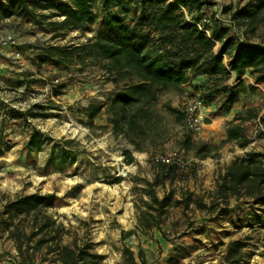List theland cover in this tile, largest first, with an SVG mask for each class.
Listing matches in <instances>:
<instances>
[{
  "label": "rangeland",
  "instance_id": "rangeland-1",
  "mask_svg": "<svg viewBox=\"0 0 264 264\" xmlns=\"http://www.w3.org/2000/svg\"><path fill=\"white\" fill-rule=\"evenodd\" d=\"M249 1L208 0L204 9L208 17L229 26L232 9ZM98 2V18L86 31H51L47 22L60 17L48 10L41 11L47 16L43 25L19 12L0 19V264H61L58 245L100 256L88 255L85 264H124L125 247L137 261L141 250L147 264H264V211L246 195L222 198L216 191L218 178L234 158L248 151L264 152V84L239 92L229 110H218L221 95L204 104V124L197 134L185 130L180 118L186 103L198 97L193 87L183 84L160 91L143 108L146 120L131 132L136 148L126 136L114 134L108 122L105 109L118 86L102 61L41 60L44 47L79 45L96 35L102 28ZM226 6L231 9L224 12ZM242 30L235 27L229 34L239 42L264 44V24L254 33ZM219 49L216 43L214 51ZM224 62L228 63L226 57ZM239 80L254 84V75L248 70L238 80L232 75L227 83L234 86ZM91 103L104 108L87 126L84 110ZM248 110L255 117L243 123L246 140L225 142L202 160L184 149L187 135L219 144L234 115ZM34 128L44 143L29 151L25 144ZM61 150L74 162L58 168ZM124 150L132 153L131 163ZM158 155L171 158L179 169L160 173L154 161ZM122 165L128 168L126 177L115 175ZM153 180L164 207L159 225L148 228L146 221L154 223L153 219H140L139 212L149 198L147 182ZM34 193H53V205L17 216L5 213L9 202ZM47 221L41 233L32 234ZM129 230L133 233L125 237ZM234 241L242 245H231Z\"/></svg>",
  "mask_w": 264,
  "mask_h": 264
},
{
  "label": "trees",
  "instance_id": "trees-1",
  "mask_svg": "<svg viewBox=\"0 0 264 264\" xmlns=\"http://www.w3.org/2000/svg\"><path fill=\"white\" fill-rule=\"evenodd\" d=\"M94 3L95 0H0V19L19 12L43 25L47 16L41 11L48 10L51 16L60 17V20L47 22L51 31H86L98 18ZM207 4L208 0H99L102 28L96 35L79 45L44 47L41 60L60 64L75 58L94 57L102 61L111 75L110 81L118 86L105 109L108 122L114 134L126 136L137 148L131 132L139 127L142 119L146 120L143 108L156 99L158 92L188 84L202 99L203 105L213 103L221 95L220 111L231 109L239 92L255 91L256 85L264 84V44L239 42L229 34L235 27L243 29L244 34L254 33L264 24V0H251L232 9V25L229 26L213 16L208 17L204 9ZM229 8L231 6L224 7V12ZM216 43L220 44L219 52L214 51ZM224 57L228 59L227 64ZM248 70L254 75V84L244 85L241 80L234 86L227 83L232 75L238 80ZM103 108V104H89L84 110V123L92 126ZM253 117L249 110L237 112L227 124L226 136L219 144L193 140L187 135L183 137L182 145L184 149L192 150L196 158L205 159L214 155L225 142L246 140L242 134L243 123ZM180 118H183V112ZM261 120L264 122V117ZM43 143L40 130L34 128L25 145L33 151L40 149ZM123 153L127 163L134 160L130 151ZM58 158V168L74 162V158H68L66 150H61ZM158 166L164 175L179 169L176 162ZM156 183L157 180L147 182L149 198L143 202L145 209L139 212L140 219H146L145 215L153 219L154 223L146 221L148 228L158 226L163 213V200L154 189ZM216 191L222 198L246 195L264 211V152L248 151L234 158L218 178ZM54 200L53 193L19 196L8 203L5 213L17 216L37 212L51 207ZM255 218L260 219V216L256 214ZM48 225L49 221L43 223L32 234L41 233ZM132 233L126 231L124 236ZM231 245L242 244L234 241ZM58 249L61 264H85L88 255L100 257L77 246L58 245ZM138 260L129 247L124 248V264H147L141 250Z\"/></svg>",
  "mask_w": 264,
  "mask_h": 264
},
{
  "label": "built area",
  "instance_id": "built-area-1",
  "mask_svg": "<svg viewBox=\"0 0 264 264\" xmlns=\"http://www.w3.org/2000/svg\"><path fill=\"white\" fill-rule=\"evenodd\" d=\"M10 40V37L2 39V43L6 44ZM203 101L199 97H195L186 103L183 110V126L185 130L191 132L192 134H197L201 131L203 126V115H202ZM154 161L157 164L175 162L171 158L165 155L155 156ZM114 172L116 176L126 177L128 174V168L122 165L121 168L117 167Z\"/></svg>",
  "mask_w": 264,
  "mask_h": 264
}]
</instances>
